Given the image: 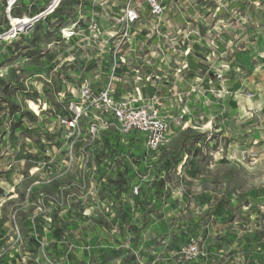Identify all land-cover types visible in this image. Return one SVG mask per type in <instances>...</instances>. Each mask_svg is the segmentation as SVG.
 Instances as JSON below:
<instances>
[{"label":"rangeland","instance_id":"rangeland-1","mask_svg":"<svg viewBox=\"0 0 264 264\" xmlns=\"http://www.w3.org/2000/svg\"><path fill=\"white\" fill-rule=\"evenodd\" d=\"M49 2L21 0L10 22L0 0V37ZM255 21L264 33V16ZM59 34L54 14L0 40V264H264V42L236 73L249 99L240 112L223 107L230 94L209 69L202 83L188 79L200 87L176 102L187 107L189 130H174L161 150L101 137L80 144L70 163L56 93L87 54L72 62ZM87 152L98 163L90 180ZM115 160L119 173L103 179L111 166L102 162Z\"/></svg>","mask_w":264,"mask_h":264},{"label":"built area","instance_id":"built-area-1","mask_svg":"<svg viewBox=\"0 0 264 264\" xmlns=\"http://www.w3.org/2000/svg\"><path fill=\"white\" fill-rule=\"evenodd\" d=\"M20 1L7 0L10 22ZM263 1L76 0L73 19L59 37L72 46L74 54L68 55L72 62L76 53L87 56L72 72L74 78L56 93L64 105L58 121L72 140L69 162L80 144L90 145L101 137L134 139L155 152L166 146L174 130L188 131L187 107L176 103L200 87L193 88L188 79L194 76L202 83L213 69L218 82H226L236 53L245 48L239 37L248 36L250 43L258 40L255 18L264 16ZM64 2L50 0L39 14L24 16L30 22L18 31L11 23L0 40L28 35ZM81 155L93 166L87 178L94 179L97 160L90 158V152ZM114 162H102V167L111 166L103 179H112L113 171L119 173L121 167ZM197 252L193 241L187 253L193 258Z\"/></svg>","mask_w":264,"mask_h":264},{"label":"crops","instance_id":"crops-1","mask_svg":"<svg viewBox=\"0 0 264 264\" xmlns=\"http://www.w3.org/2000/svg\"><path fill=\"white\" fill-rule=\"evenodd\" d=\"M240 42L243 43V45L245 46L244 49L240 50L238 53H236L235 55V62L232 64V72L230 73L232 75L231 78H235L236 76V81H231V79L228 78V76H230V74H228L226 82L224 83V85H220L218 87V89H220L221 87L222 90L227 91L230 96L225 97L224 99L221 98L223 107L226 108V110H231L232 113H238L241 110V103L242 102H248L249 99H247L246 96L241 95V93L238 91L237 89L240 86V82H239V73L236 71V69H240L241 70V60H246V57H251L252 59L255 58V56L257 55V52L259 50V46L261 43L264 42V33H260L258 31V39L259 42L258 43H250L248 36L245 35H241L240 37ZM227 39H230V37L228 36ZM218 66H220L219 64H217ZM238 73V74H236ZM237 82V83H236ZM228 83H232L233 86H230ZM225 85H229V86H225ZM231 113V112H230ZM229 113V114H230Z\"/></svg>","mask_w":264,"mask_h":264},{"label":"trees","instance_id":"trees-1","mask_svg":"<svg viewBox=\"0 0 264 264\" xmlns=\"http://www.w3.org/2000/svg\"><path fill=\"white\" fill-rule=\"evenodd\" d=\"M66 3H63L60 10L56 12V21H57V31L60 32V30L68 25L70 21L73 19L74 15V8H70ZM48 36L49 34L46 33ZM6 102H9V98L5 99Z\"/></svg>","mask_w":264,"mask_h":264},{"label":"bare ground","instance_id":"bare-ground-1","mask_svg":"<svg viewBox=\"0 0 264 264\" xmlns=\"http://www.w3.org/2000/svg\"><path fill=\"white\" fill-rule=\"evenodd\" d=\"M11 21H12V17H11ZM24 24H22V26H23ZM15 26V25H14ZM15 28H16V30L18 29L16 26H15ZM31 108L32 109H36V110H38L39 108L35 105V104H31Z\"/></svg>","mask_w":264,"mask_h":264}]
</instances>
